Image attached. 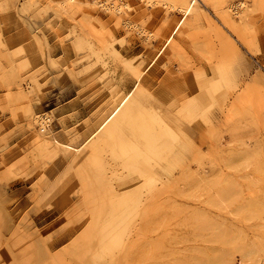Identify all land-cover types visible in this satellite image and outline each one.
Returning a JSON list of instances; mask_svg holds the SVG:
<instances>
[{"label":"rangeland","instance_id":"rangeland-1","mask_svg":"<svg viewBox=\"0 0 264 264\" xmlns=\"http://www.w3.org/2000/svg\"><path fill=\"white\" fill-rule=\"evenodd\" d=\"M97 1L129 7L112 14ZM146 1L0 0V202L15 193V216L27 221L0 227V264H264V0L199 1L165 48L183 16L167 0ZM145 66L134 93L178 136L154 128L153 148L171 153L152 149L156 161L143 151L133 170L117 147L110 156L103 130L77 147ZM49 129L75 149L44 146ZM102 143L104 168L91 157ZM151 164L158 193H140L122 217L130 229L105 228L120 240L100 239L105 216L94 203L109 201L105 186L127 175L136 178L128 189L144 185L137 167ZM14 231L35 237L19 242Z\"/></svg>","mask_w":264,"mask_h":264},{"label":"bare ground","instance_id":"bare-ground-1","mask_svg":"<svg viewBox=\"0 0 264 264\" xmlns=\"http://www.w3.org/2000/svg\"><path fill=\"white\" fill-rule=\"evenodd\" d=\"M199 1H201L202 4L206 5V3L209 0H198V1H196V0H169L168 1L167 0V1H163V3H162L163 6H165L168 9H175L178 13H180L183 16L182 19L179 18V19H177V20L174 21V24H173L170 32L165 37V42L163 44V47L164 48L170 43V41L172 40L173 36L177 33V31L179 30V28L182 26L183 21H184V18L186 16H188V15H190L192 13H195V12H197V11H199L201 9L200 8ZM146 3H148L149 5H156V4L159 3V1H157V0H147ZM95 4H99V6L101 8H104L105 10L110 11L112 14L120 13L122 6H124L125 10H127L128 7H129V6L127 7V4L126 3H124L122 5H119V4L117 5V4H114V3L105 4L103 2L97 1V2H95ZM124 24L125 25H129V24H127V22H125ZM153 56H155V55H153ZM156 59L154 58V59H152L150 61L151 62L150 63V66L155 62ZM146 66L143 67L139 71V75L136 78V85H135V87L131 91H127L125 93H122L118 97L117 100H113V98H115V96H116L115 90L113 91V93L111 94V101H110L111 104L109 105L110 109L108 111H106V109H105L104 111H106V112L103 111V114L100 115L97 118V121L95 122V123L98 122V126L96 128H94L93 131L90 134H88L89 136L87 135L88 137L87 138H84L83 141H81L80 144L77 147H80V146L84 147L86 144H88V143L90 144V142L92 141V138L94 139L98 135V133L103 130L107 134L109 140L112 143V146L110 148H108V150H109L108 152L110 153V156L111 157L112 156L113 157L114 156L115 157H118V155H116V150L118 148V150H117L119 152V157L118 158H121L122 159V162H120V164L122 163V164H124L126 166H131V167H133V170H134V167H136V162H137L136 161V158H137V156H140L141 154H144V152H147V153L150 152V156H152L153 154L156 156L155 152H153V154L151 153L152 152V149H153V151L154 150L158 151L157 150L158 148L157 149H154L153 148V147L156 146L155 143H154L155 146L152 145V143L154 142V138L157 139L156 140L157 142H158V139L161 136H164V134H165V136L167 135V137L170 136V138H174V139L178 138V136L176 135V133H174L169 128V126L163 122V120L158 116V114H155V116H154V113H153V116L154 117L151 116L152 114H150V116L147 117V112H150V110L145 111V105L143 104V102L145 100L144 99V95L142 96L141 99H138L136 97L137 93H134L135 90H136V86H138V83L140 81V75H141L142 71L146 68ZM141 93H143L142 89H141ZM203 97H204V95H203ZM156 103H157V101H156ZM185 109H187V108H185ZM152 111L153 110H151V113H152ZM36 117L38 118V120L37 119L36 120L40 124V127L41 128H46L47 127V124H46L47 121L45 120L46 119L45 113L42 116L37 115ZM154 125H156V126H154ZM155 127L157 128V131H158L159 136H160V131H162V132L164 131V133H161V136L159 138H156L155 135H154V130H155L154 128ZM157 131H156V133H157ZM47 135H48V137L46 136V138H45L46 140H45V145L44 146H46V147H53V145H57V146H61V147L67 148V149H75V147H71L68 144H64L61 141H59V139L55 138V134L52 133L50 129L47 131ZM161 145L163 146L165 144H161ZM170 145H172V144H170ZM100 146H101L100 149H95L91 153V157H93L95 164L99 165L101 168H104V166H105L106 163L104 164V162H103L104 160L100 157L101 153L104 150V143H102ZM162 146H161V149H159V151H162V150H164L166 148L165 146H163L164 147V149H163ZM167 146H168V144H167ZM156 147H158V146H156ZM173 147L170 146L169 148L172 149ZM84 148H86V147H84ZM143 148L144 149H148V150L145 151V150H143ZM181 148H182V146L180 147L179 150H177L176 153H174L176 157H178L181 154ZM76 150H74V151H76ZM169 152H168V150H167L166 153L162 151V153H165V154H167ZM104 153L106 154L107 152H104ZM145 156H147L146 153H145ZM157 157L158 156H156L155 159ZM163 157H164V160H165V157L166 156L163 155ZM146 158H144L145 160H143V161L144 162L147 161V162H145L147 164L149 163L148 159L149 160H152L153 159V158H150V157L148 159H146ZM159 158L162 160V157H158L156 159V161ZM165 162H167V161L165 160ZM232 162L233 161H231V163ZM155 164L158 165L157 163H155ZM166 166H167V164H166ZM234 166H235V164H234ZM123 167H125V166H123ZM150 167H152V164L147 169H139L138 170V167H137V171H139L138 173L145 178L144 180H142V183L144 184V183L147 182L144 185H138L136 187L134 186L135 188L133 187L131 189H128V188L132 187V185L134 184L133 181H135L136 178L135 177L128 176V175L127 176H119V173H118L119 179L115 182V184L110 182V183H108L107 186H105V188L107 190L106 193L108 192V195H106V197L110 201V208L109 207H107L108 209L102 208V206L104 205L105 201H107V200L106 199H101L102 201L101 200L100 201L102 203H100V202H99L100 204L97 203V202L94 203L95 204V207L96 208L98 207V209H96L93 206L94 204L92 203L93 201H95L93 199L94 196L91 198V200L93 199V201L92 202L90 201V202L92 203L91 206H93L95 208L94 211L99 210V212L98 211L97 212L100 213V215H104L105 216V221H104L105 225L103 227L104 229L101 230L100 233H99L100 239H102V238L108 239L109 238V241L120 240L122 238V234H121L122 232L121 231H119L120 234H118L115 231L117 234L114 233L113 235H111L112 234L111 230H105V228L108 227V226H111L112 224H114V226L112 227V229L115 228V226L117 227L118 225H121L122 230H124L126 227L129 226V223L126 220H124L122 217L131 208H133V207L135 208L136 206L138 207V205L141 202V200H140L141 199L140 198V193H144V192H146V193H156L158 191L157 190L156 192H154V187H155V182L157 181L156 175H157V173L158 174H161V172L159 170H156L154 167L152 169ZM162 169L164 171L165 168H162ZM131 170H132V168H131ZM135 170H136V168H135ZM112 172L115 173L117 171L114 172V170H113ZM142 176H141V178H142ZM111 179L112 178H110V180ZM98 180H99L98 183H100V179H97V181ZM139 180L137 179V181H139ZM143 181H145V182H143ZM147 184H148V186H147ZM102 187L104 188V186L101 185V187L98 188V189H102V192L101 193H104L103 192L104 189ZM95 188L96 187H94V190H95ZM92 189H93V187L91 188V190ZM98 189H97V191L95 193L98 192ZM159 189H163V187H161ZM88 190H90V187L87 189V191ZM90 191H88L86 193V195H88V197H90V193H91ZM226 192L227 191H225V194H227ZM161 193H163V192H161ZM223 195H224V193H223ZM16 197L17 196H15V194H14L13 197L11 198L13 202L12 201L11 202H7L8 200L7 201L5 200L4 201V204H2V202H0V227L1 228L2 227H6V226H8V227L21 226L22 223H24V222L27 223V221L25 220L26 218H24L22 220L17 219L16 216H15L14 210L11 209L12 206H13L12 204L15 203L14 202V199L16 200ZM149 197L150 196L148 195V198ZM221 197H223L222 194H221ZM87 200H88V198H87ZM109 201H107V202H109ZM98 205H100L101 207H99ZM146 205L147 206H146V209H145V213L147 214L149 212V210H150V205H149V203L146 204ZM18 206H20V204ZM56 211L57 210H55V209L43 210L41 212L42 214H40L37 218H35V217L30 218L29 224H32V223H34V224L42 223L43 221L47 220L49 216L52 217V215L55 214ZM91 211H93V210H91ZM100 218H101V216H100ZM100 221L102 222L101 219H100ZM125 232H126V235H128V236L130 235L128 229L125 230ZM0 236H1V234H0ZM219 237H220V235H219ZM65 238H66V236L60 235L58 240H63ZM263 249H264V247H263ZM263 249H260V250L264 251ZM235 253H236V251H235ZM237 253H238V251H237Z\"/></svg>","mask_w":264,"mask_h":264},{"label":"crops","instance_id":"crops-1","mask_svg":"<svg viewBox=\"0 0 264 264\" xmlns=\"http://www.w3.org/2000/svg\"><path fill=\"white\" fill-rule=\"evenodd\" d=\"M15 193H13V195H14ZM12 198V197H11ZM22 202H23V200H22ZM13 206H12V210H14V212H15V214H17V215H20V211H19V207H21V206H17V205H14V204H12ZM43 211V210H42ZM42 211H40L39 213L37 212V211H35L34 212V215H33V217H35V218H37L40 214H42L41 212ZM16 215V217H17V219H19L18 218V216ZM26 218V217H25ZM31 218H32V216H31ZM26 220V219H25ZM24 223H26V222H24ZM24 223H22V225L21 226H25L24 225ZM33 224V226L34 225H36V224H34V223H32ZM32 224H29V225H32ZM64 236H66V238H67V234H65ZM34 237H35V235H32V234H25V232H15L14 231V239H16L17 241H22V240H25V239H34ZM40 239H42V238H37V241H39ZM36 241V240H35ZM36 245H38L39 246V242H37V244Z\"/></svg>","mask_w":264,"mask_h":264}]
</instances>
